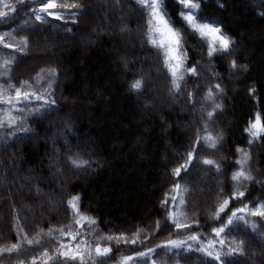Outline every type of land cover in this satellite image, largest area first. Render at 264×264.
<instances>
[{"label":"trees","instance_id":"obj_1","mask_svg":"<svg viewBox=\"0 0 264 264\" xmlns=\"http://www.w3.org/2000/svg\"><path fill=\"white\" fill-rule=\"evenodd\" d=\"M104 1L111 10L105 17L99 15L95 0H56L81 7L63 10L60 20L45 16L37 21L31 10L38 9L43 0H0V11L7 14L0 17L4 37L0 86L14 94L9 85L21 87V82H27L23 90L40 91L53 69L56 74L54 109L23 120L20 116L31 106L22 103L19 108L24 110L16 114L19 123L13 127L3 122L0 127V247L19 245L17 251L0 253V264H33V258L35 264H55L63 259L59 251L69 244L74 249L77 244L94 248L97 242L110 246L111 252L88 264H118L122 256H132L133 264H218L196 249L219 239L225 240L223 250L218 242L212 250L221 252L224 264H264V217L238 213L247 223L234 218L220 237L212 232L221 220L226 221L225 213H220V220L215 218L224 198L230 201L229 215L244 205L251 209L264 204V132L252 137L245 131L257 113L264 124V0H200L198 19L216 21L234 41L231 55L212 58L207 56L208 38L194 33L180 17L183 7L176 0H164L167 19L183 35L184 67L195 66L198 74H185L186 84L181 82L179 93L170 91L164 51L147 42L149 9L141 0ZM118 9L127 16L121 22V34ZM72 12L78 13L75 18ZM133 28L137 33L127 38L124 33ZM233 59L237 69L230 68ZM124 60L130 71L125 70ZM139 77L144 86L137 94L129 84ZM217 83L223 95L216 94ZM209 86L222 109L206 120L207 131L214 137L222 134V139L216 149L199 151L200 159L176 177L172 170L186 159L197 131L203 134L206 113L214 106L203 99ZM252 88L254 93L249 91ZM189 91L193 103L188 102ZM20 124L29 131L13 134ZM77 152L89 160L90 167L76 169L68 162ZM203 158L219 164V171L203 164ZM237 160L245 162L240 165ZM241 167L253 177L251 181L232 180ZM202 178L204 190L199 193ZM177 182L181 187L174 190ZM233 191L245 195L233 199ZM76 195L82 215L94 219V225L87 220L82 226L75 223L68 200ZM38 201L43 206L37 211L22 207H38ZM173 220L191 227L177 229ZM69 232L79 234L72 240L63 234ZM121 233L128 238L138 236L144 243L99 239ZM192 233L198 241L188 240ZM168 240L185 241L191 250L157 247ZM240 241L243 251L226 255L228 245ZM149 247L155 249L149 257L135 256ZM45 250L50 258L42 255Z\"/></svg>","mask_w":264,"mask_h":264},{"label":"snow or ice","instance_id":"obj_2","mask_svg":"<svg viewBox=\"0 0 264 264\" xmlns=\"http://www.w3.org/2000/svg\"><path fill=\"white\" fill-rule=\"evenodd\" d=\"M176 2L183 7L186 11H180V17L186 22L187 26L191 28L194 33H198L201 38H208L209 44L207 49V56L212 58L214 56H227L231 55V48L234 43L231 37H229L225 32L222 31L221 26L216 21H207L198 19L197 13L201 9L200 0H176ZM143 4L149 9V19L147 21V42L150 43L153 47H161L164 48V66L167 68L168 72L171 75V88L170 91L173 93H179L182 87L181 82L184 81L185 74H191L192 76H197V69L195 66L185 68L184 64L187 59V52L182 48L183 45V35L180 30L172 27L170 21L166 18L167 12L165 11L164 0H143ZM219 7H223V4H219ZM81 5L79 4H69V3H57L56 0H43L38 9H32L31 11L35 15V19L37 21H42L45 16L52 17L56 20L63 19V10L65 9H77L79 10ZM14 11V9H13ZM77 12H72L71 17L75 18L77 16ZM7 14L4 11H0V17H4ZM124 31V29H121ZM154 34H159L161 37L158 41L154 38ZM4 41V37L0 35V42ZM25 45L27 44V39H24ZM5 47H13L11 44H5ZM124 67L126 71H130L128 68V61L124 60ZM237 63L233 59L230 61V68L237 69ZM241 69L246 70L245 65L239 66ZM215 77V74H213ZM27 82H21V87H15L14 85H9V88L14 91V94L8 89L0 86V103L7 105L10 109H17L19 111H23V108H18V106L23 103L24 107H30V111L34 114V119L40 116H43L47 111L54 109L56 105V101L54 97V89L53 84L56 83V74L53 69L50 73V78L47 81L46 88H42L40 91H34L31 89L23 90L24 85ZM144 80L143 77H139L134 79L129 84L130 91L134 93H140L143 90ZM217 95H223L224 90L221 87V84L217 83L214 85ZM250 93H254L255 89H249ZM203 99L212 101L213 108L211 111L206 113L205 123L203 124V134L198 130L195 135V140L191 142L190 150L186 152V159L184 162L178 167L172 170V174L176 177H179L181 171L187 172L189 167L193 165L194 159H200L199 151L208 149H216L219 141L222 139V134H217V136H213L210 132L207 131L208 123L206 120H210L213 118L214 113L217 110L222 109V105L215 101V96L213 94V87L209 86L207 88V92L204 95ZM188 102L193 103L192 100V92H188ZM5 116L7 118V123L9 126L17 124V117L11 115V111L5 112ZM249 127L245 129L246 132L250 134L252 137H258L262 132H264V124L261 122L260 114L257 113L255 120L249 122ZM3 126V121L0 120V127ZM66 128L69 132H71V125L67 124ZM18 131L22 133H27L29 130L23 126V124L18 125ZM13 135V134H10ZM65 146L68 147L67 141L65 142ZM238 152H243L242 149H237ZM245 160L248 158V154L244 153ZM68 162L76 169H81L85 165L90 167L89 160L84 159L80 153H74L72 156L67 158ZM245 161L237 160L236 163L243 165ZM202 163L205 165H212L219 171L220 165L217 164L214 160L203 158ZM59 171V169H57ZM233 181H240L241 179L244 181H251L253 177L250 174H246V172L241 167L240 170L236 171L232 175ZM174 190L180 189V184L177 182L174 186ZM35 192L37 195L40 194L41 189L37 186L35 188ZM245 193L243 191H233L232 198L239 199L244 197ZM173 202H175V197L172 198ZM80 197L78 195L72 196L68 200V205L72 210L73 217L75 219V223L77 225L81 224L82 221L87 220L90 225H94L96 222L94 219L88 218L82 215L79 207ZM183 201L181 200V203ZM229 199L224 198L222 203L219 205L215 218L220 220V213H225L226 221L221 220L219 227H214L212 232L216 234L217 237H220L221 234H224L226 229H230L233 225L234 218L239 221H247L244 218V215H237L238 213L248 212L250 215L264 217V204H259L258 207H254L249 209L247 205H244L241 208H236L234 210L229 211ZM162 204H167V197ZM167 216L171 219L173 213L169 210L167 211ZM173 224L177 229L181 228H190V224L182 223L178 220H173ZM195 222V221H194ZM159 221L156 222V228L159 229ZM255 227V225H253ZM64 235H68L72 240L76 239L77 234L63 233ZM26 238V237H25ZM99 239H104L109 242L115 241V243L120 244H141L143 245L144 241L140 240L138 236H133L132 238L125 237L123 233L119 236H102ZM147 239V236H145ZM199 237L197 234L192 233L188 236V240L198 241ZM33 240H27L28 244H32ZM219 243L221 246V250H223L225 246V240L219 239L218 241H210L207 247H199L196 250L203 252L206 256L213 258L218 264H224V261L221 257L220 251H213L215 243ZM235 244V242H233ZM243 241H240L236 246L228 245V251L226 255L236 254L243 251L242 248ZM170 246L174 249H180L182 247H186L188 250H191V245L186 244L185 241L182 240H168L165 245H157V247ZM65 245H61V248H64ZM19 249L18 244H12L8 247H0V253H12L13 251H17ZM155 251L154 248H147L146 251H138L135 253L136 257H149ZM111 252L110 246H101L99 242L95 244V247L86 246L81 247L80 244L75 246L74 250L69 251H59V256L63 259H58L55 261V264H69L70 261L78 260L79 264H88L89 260H96L102 257H106L108 253ZM46 258L48 257V252L45 250L42 254ZM35 259L33 258V264H35ZM132 256H122L118 264H129L130 261H133ZM19 264H23L22 261ZM155 264V261L152 262Z\"/></svg>","mask_w":264,"mask_h":264},{"label":"rangeland","instance_id":"obj_3","mask_svg":"<svg viewBox=\"0 0 264 264\" xmlns=\"http://www.w3.org/2000/svg\"><path fill=\"white\" fill-rule=\"evenodd\" d=\"M142 2H143V0H141ZM95 4H96V6L98 7V10H99V15L101 16V17H105V15H107V13H109L110 14V11L111 10H109V8H108V6H107V3L103 0V1H101V0H95ZM185 10V9H184ZM123 10H119L118 9V13H120L119 14V17H118V20H119V22L121 23L124 19H127V16L125 15L126 13L125 12H122ZM186 11V10H185ZM167 18V17H166ZM112 22H113V20H112ZM111 22V23H112ZM111 23L109 22V26L111 27L112 25H111ZM123 23V22H122ZM122 23H121V27L119 26L118 28H121V29H124L123 27H122ZM120 29V31H119V33L121 34V33H123L122 32V30ZM133 33H137V30L135 29V28H133L132 30H130L129 31V33H128V31L126 32V33H124V34H126V36H127V38L128 37H133V36H135V34L133 35ZM123 35V34H122ZM154 38L155 39H157L158 41L160 40V36H159V34H154ZM43 45V47H44V43L42 44ZM42 45H38V47H41ZM159 48H161V47H159ZM163 51H164V48H161ZM7 65V64H6ZM1 67V66H0ZM22 104V103H21ZM18 108H19V106H18ZM11 111V115L12 116H14V117H17L18 119H17V123H19V117L16 115V114H18V110L17 109H10V107L9 106H7V108H4V107H2L1 105H0V120H2L3 122H6L7 123V118H6V116H5V112H7V111ZM27 114H22L20 117L23 119V120H25L27 117H29V116H31V115H33V113L29 110V111H27L26 112ZM12 126V125H11ZM14 126H16V125H13V127ZM18 133H22V132H20V131H18V129H15V131L13 132V134H18ZM204 178V177H203ZM202 178V184L200 183V186H198L197 187V191L199 192V193H202L203 192V186H204V183H205V179H203ZM20 189V188H19ZM43 195V193L41 194V196ZM43 199L45 198L44 196L42 197ZM43 199H41L42 201H43ZM42 201H38V204H37V206L38 207H35V208H32V207H27V206H24V205H22V207L26 210V209H28V212H34L35 210L37 211L40 207H42L43 206V202ZM40 205V206H39ZM80 226H82L81 224H80ZM83 247H85V246H83ZM69 250H74V247H72V246H70V244L68 245V248L66 249V250H64V251H69ZM143 258H145V257H143ZM76 261H78V260H76ZM78 263H79V261H78ZM129 264H133V261H130L129 262Z\"/></svg>","mask_w":264,"mask_h":264}]
</instances>
